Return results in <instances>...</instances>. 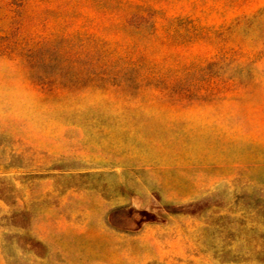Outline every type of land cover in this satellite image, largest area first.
I'll return each mask as SVG.
<instances>
[{
	"label": "rangeland",
	"instance_id": "obj_1",
	"mask_svg": "<svg viewBox=\"0 0 264 264\" xmlns=\"http://www.w3.org/2000/svg\"><path fill=\"white\" fill-rule=\"evenodd\" d=\"M150 228L264 264V0H0V264Z\"/></svg>",
	"mask_w": 264,
	"mask_h": 264
},
{
	"label": "crops",
	"instance_id": "obj_2",
	"mask_svg": "<svg viewBox=\"0 0 264 264\" xmlns=\"http://www.w3.org/2000/svg\"><path fill=\"white\" fill-rule=\"evenodd\" d=\"M135 239H140L142 246L149 248L139 259H134L135 262L138 260L135 264H207L205 253H200L199 249L191 250L193 254L188 253L189 249L181 242V238L175 240L168 230L150 228L141 231Z\"/></svg>",
	"mask_w": 264,
	"mask_h": 264
}]
</instances>
